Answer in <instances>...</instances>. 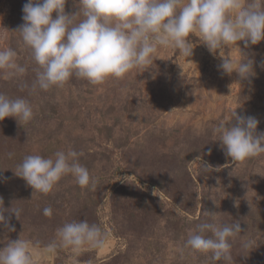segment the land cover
<instances>
[{"label":"rangeland","instance_id":"obj_1","mask_svg":"<svg viewBox=\"0 0 264 264\" xmlns=\"http://www.w3.org/2000/svg\"><path fill=\"white\" fill-rule=\"evenodd\" d=\"M26 2L0 0V51L15 50L16 63L26 69L12 76L0 70V92L28 99L34 110L27 124L15 117L0 121V198L6 209H22L20 219L4 213L15 231L0 224V248L24 239L36 264H213L210 253L183 247L189 235L204 222L239 221L231 264H264V154L234 162L212 131L221 120L233 126L235 111L255 117L257 133L264 132V40L212 53L194 33L191 57L160 48L152 65L124 78L93 86L73 77L29 95L37 65L17 31ZM65 13L83 19L78 0H66ZM224 58L234 65L253 59V74L225 73L219 67ZM69 149L82 153L79 162L94 188L67 175L45 195L15 175L25 155L54 158ZM46 207L51 217L43 214ZM81 220L107 233L102 248L44 251L59 227ZM243 241L251 248L243 249Z\"/></svg>","mask_w":264,"mask_h":264},{"label":"clouds","instance_id":"obj_2","mask_svg":"<svg viewBox=\"0 0 264 264\" xmlns=\"http://www.w3.org/2000/svg\"><path fill=\"white\" fill-rule=\"evenodd\" d=\"M65 3L66 0H27L23 5L24 23L17 31L37 65L29 95L37 89L63 87L73 77L93 86L109 78H124L133 69L152 65L160 48H172L186 58L191 57L193 47L188 37L194 33L212 53L239 41L249 47L264 40V0H78L83 16L79 22L74 14L65 13ZM16 56L11 48L0 51V70H7L9 76L24 74L26 69L16 63ZM254 63L247 58L234 65L231 59L224 58L219 67L227 74L235 71L243 79L253 74ZM24 87L28 86L23 85L22 90ZM6 117H15L20 125L27 124L33 120L34 110L28 99L10 98L0 92V121ZM233 117V126L226 127L228 120H221L212 130L225 155L234 162H243L264 154V132L257 133L259 121L235 111L231 113ZM80 155L74 149L57 150L54 158L25 155L14 172L34 192L45 195L67 175L74 177L82 188H94L95 181L79 162ZM13 156L14 153H8L9 158ZM203 168L213 170L211 165ZM3 205L0 198V224L15 231L9 223L11 217L6 218L4 213H14L20 219L22 209H6ZM43 214L51 217L52 209L44 208ZM241 232L239 221L204 222L189 235L183 247L210 253L213 264H231L230 241ZM106 240L107 233L99 225L87 220L72 221L56 230V239L45 245L44 251L53 254L58 248H70L78 254L85 247L102 248ZM251 246V241L242 242L245 250ZM36 261L30 243L24 239L10 240L0 248V264Z\"/></svg>","mask_w":264,"mask_h":264}]
</instances>
